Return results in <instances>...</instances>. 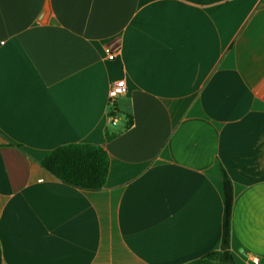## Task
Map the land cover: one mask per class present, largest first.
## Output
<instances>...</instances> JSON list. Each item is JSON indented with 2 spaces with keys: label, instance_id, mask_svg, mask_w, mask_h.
Listing matches in <instances>:
<instances>
[{
  "label": "crops",
  "instance_id": "0c3cea01",
  "mask_svg": "<svg viewBox=\"0 0 264 264\" xmlns=\"http://www.w3.org/2000/svg\"><path fill=\"white\" fill-rule=\"evenodd\" d=\"M78 143L109 154L100 191L42 166ZM224 172L234 264H264V0H0L1 264L201 260Z\"/></svg>",
  "mask_w": 264,
  "mask_h": 264
},
{
  "label": "trees",
  "instance_id": "16d2710c",
  "mask_svg": "<svg viewBox=\"0 0 264 264\" xmlns=\"http://www.w3.org/2000/svg\"><path fill=\"white\" fill-rule=\"evenodd\" d=\"M42 166L69 186L85 191H100L105 187L108 178L110 157L106 148L102 145L67 144L52 150L42 161ZM223 189L222 250L189 264L234 263L230 252L234 191L232 181L225 172L223 175Z\"/></svg>",
  "mask_w": 264,
  "mask_h": 264
},
{
  "label": "built area",
  "instance_id": "2783aa9c",
  "mask_svg": "<svg viewBox=\"0 0 264 264\" xmlns=\"http://www.w3.org/2000/svg\"><path fill=\"white\" fill-rule=\"evenodd\" d=\"M114 57L115 56H114L113 52L108 55V59H113ZM127 91H128V88H127V84H126L125 80L121 79V80H117L116 82H114L110 88L109 95H108L110 105L113 107L116 99L119 96L126 94ZM111 120L113 123L117 122L115 117H111ZM252 262L254 264H257L258 258L253 257Z\"/></svg>",
  "mask_w": 264,
  "mask_h": 264
},
{
  "label": "water",
  "instance_id": "95a60500",
  "mask_svg": "<svg viewBox=\"0 0 264 264\" xmlns=\"http://www.w3.org/2000/svg\"><path fill=\"white\" fill-rule=\"evenodd\" d=\"M48 13H49V9L47 8V11L45 12V15H44V18H43V20H45V19H46V17H47V15H48ZM212 264H234V263H212Z\"/></svg>",
  "mask_w": 264,
  "mask_h": 264
}]
</instances>
